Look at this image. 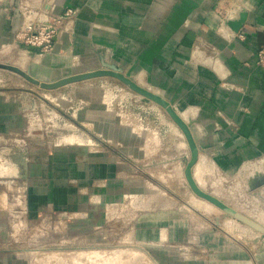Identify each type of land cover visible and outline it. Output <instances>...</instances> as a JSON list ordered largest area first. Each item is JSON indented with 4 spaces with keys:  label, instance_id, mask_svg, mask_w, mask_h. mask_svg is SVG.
<instances>
[{
    "label": "rangeland",
    "instance_id": "rangeland-1",
    "mask_svg": "<svg viewBox=\"0 0 264 264\" xmlns=\"http://www.w3.org/2000/svg\"><path fill=\"white\" fill-rule=\"evenodd\" d=\"M45 1L30 0L29 5L43 7ZM27 3L0 0V63L19 67L45 82L109 69L101 59L86 57L66 58L55 65L53 62L62 59L53 54L55 44L49 50H30L21 38L24 26L13 30L10 25L13 17L23 24L21 15ZM68 26L65 21L61 28ZM65 35L59 39L62 43ZM123 74L138 82L130 73ZM10 95V100L23 103L19 110L23 120L12 134L0 135V264H160L158 259L164 264L169 262L168 255L181 262L204 256L229 257L231 252H248L255 260L264 258L263 233L191 189L184 173L191 157L189 144L158 103L143 100L114 76L48 89L0 68V98ZM119 123L128 127L123 136L127 142L129 136L132 141L138 137L136 145L118 142ZM57 144L109 148L114 161L125 162L135 172L132 178L138 180H127L126 189L131 190L121 194L110 191L123 187L119 177L84 188L79 195L84 203L78 211L48 205L29 213L27 177L19 173L21 163L28 154L34 158L42 148L47 152ZM263 165L256 162L230 176L212 163L200 161L192 174L204 191L264 227L262 178L255 184L261 187L249 186L252 173L264 170Z\"/></svg>",
    "mask_w": 264,
    "mask_h": 264
},
{
    "label": "crops",
    "instance_id": "crops-1",
    "mask_svg": "<svg viewBox=\"0 0 264 264\" xmlns=\"http://www.w3.org/2000/svg\"><path fill=\"white\" fill-rule=\"evenodd\" d=\"M28 2L23 24L12 18L13 30L43 12L75 11L54 46L53 54L62 59L51 62L101 59L162 95L189 126L199 150L197 163H212L230 176L256 162L264 164V68L257 63L264 49V0H47L43 7H30ZM241 14L246 20L234 31L227 21ZM11 96L0 98V135L12 134L23 120V103ZM118 127V142L136 145L138 137L132 141L129 136L128 142L123 137L127 125ZM29 155L19 172L27 177L29 213L48 205L78 211L84 188L119 177L123 187L110 191L121 194L131 190L126 189L127 180H138L125 162L114 161L109 148L57 144L47 152L42 148L34 158ZM251 176V189L261 187H255L260 177L264 185V170ZM166 258L169 262L164 264H264V258L255 260L248 252L181 262Z\"/></svg>",
    "mask_w": 264,
    "mask_h": 264
},
{
    "label": "water",
    "instance_id": "water-1",
    "mask_svg": "<svg viewBox=\"0 0 264 264\" xmlns=\"http://www.w3.org/2000/svg\"><path fill=\"white\" fill-rule=\"evenodd\" d=\"M245 15L241 14L238 19L234 20H229L227 21L228 26L232 28L234 31H239V29L242 27L243 23L245 22ZM30 50L36 49L34 46H29ZM108 66L109 69H100V70H92L89 72L85 73H80V74H74L72 76H68L65 78L60 79L59 81L56 82H45L42 79H36L33 76H31L29 73L25 72L24 70L20 69L19 67H16L14 65L10 64H4L0 63V68L4 69H9L13 72L18 73L19 75L23 76L26 78L28 81L35 85H39L42 88H48V89H54V88H59L71 83H76L78 81L90 79V78H95V77H100V76H114L121 81H123L125 84L129 85V87L134 90L136 93L140 94L143 96V100L145 101H154L164 107L167 112L170 114L172 119L176 122V124L182 129L184 132L190 152H191V157L189 161L187 162V165L185 167V176L186 179L191 186V189L194 191L196 195L199 197L207 200L211 204L215 205L216 207L220 208L224 212H226L228 215L234 217L238 221L247 224L251 228L260 231L261 233L264 234V227L262 225H259L257 222H255L253 219L249 218L248 216H245L241 212L237 211L235 208L231 207L230 205L226 204L224 201L219 199L218 197L204 191L202 188H200L197 185V181L193 177L192 174V169L193 166L197 163L198 161V156H199V150L198 147L193 140V137L191 135L189 126L185 123V121L181 118L179 113L175 111V109L171 106L170 103H168L164 98H162L159 94L153 93L152 91L146 89L145 87H142L141 85H138L132 78L127 77L126 75L123 74L122 69L117 67L114 64H105Z\"/></svg>",
    "mask_w": 264,
    "mask_h": 264
},
{
    "label": "built area",
    "instance_id": "built-area-1",
    "mask_svg": "<svg viewBox=\"0 0 264 264\" xmlns=\"http://www.w3.org/2000/svg\"><path fill=\"white\" fill-rule=\"evenodd\" d=\"M74 15L75 11L72 9H66L65 13L58 15L43 12L38 19L24 25L21 31L22 41L29 46L49 50L57 41L63 29L61 28L63 23L69 22L68 20H71ZM257 63L264 68V49L258 52Z\"/></svg>",
    "mask_w": 264,
    "mask_h": 264
},
{
    "label": "bare ground",
    "instance_id": "bare-ground-1",
    "mask_svg": "<svg viewBox=\"0 0 264 264\" xmlns=\"http://www.w3.org/2000/svg\"><path fill=\"white\" fill-rule=\"evenodd\" d=\"M65 36H67V35H65ZM258 216V215H257ZM260 216V215H259ZM257 220L259 219V217L258 218H256ZM260 221H261V219H260ZM259 224V223H258ZM260 225V224H259Z\"/></svg>",
    "mask_w": 264,
    "mask_h": 264
}]
</instances>
